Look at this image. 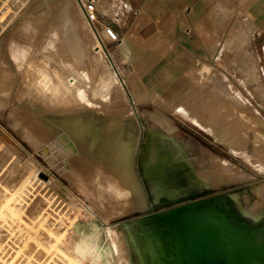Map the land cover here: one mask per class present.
<instances>
[{"label": "rangeland", "instance_id": "374dc122", "mask_svg": "<svg viewBox=\"0 0 264 264\" xmlns=\"http://www.w3.org/2000/svg\"><path fill=\"white\" fill-rule=\"evenodd\" d=\"M59 1L60 0H0V17L3 18L4 22H6L0 31V38H5L6 35L9 36V34H11L9 36V41L1 44L2 40H0V179L5 177L9 164H16L17 171L21 167L22 170H20L25 171V169L30 167V163L35 171L36 179L34 178V187L32 186V195L35 202L32 208L29 209L28 213L32 211L34 212L33 209H38L39 206V216L45 217L47 213L52 212L56 214L54 222H60L65 226L69 225V219L66 218L68 217L66 215H69L70 213L71 215H75L76 210L70 209V205H67L68 203L64 200V194H66L67 197L70 195L72 198L78 201L79 204H84L91 208L94 213V216H92L90 215L89 211H82L78 218L79 223H81L80 226H83L81 229H79L83 231L81 235L83 240V250L79 252L80 254L73 249V247H75L77 244L78 238L77 236H71V233H67L65 235L67 240L59 242L58 247L63 249L81 264H109L104 256L106 254L113 255V263L110 264H119L120 255L114 251L113 246L109 241L107 224L114 225L116 227H123L128 222V220H135L146 213L164 211L171 207H175L195 199H201L230 191L231 192L229 194L234 196L233 200H237V198H235L237 196L239 198L241 197L245 198V200H249H247V205H245L246 208L249 207L247 208L249 211H254L256 209L259 210L261 208L260 210L262 212H260L264 214V192L261 193L257 189V185L258 187L264 186V168L259 167L260 169H258L254 165H251L245 160L244 155V152L246 150L250 151L253 145L251 142L253 136L251 135L254 134V136H256L258 144H264V121L261 120L264 118V104H261L258 99H256V94H254L252 90L250 91L249 86L245 83V81H250L251 76V69L249 66H244L247 63V59L245 57L243 60L238 59V55L236 53L237 46L238 49L242 47L245 34H248V31L250 30L251 23L249 22L250 20L247 19V14L251 12L257 5H264V0H251L252 5H250V0H207V22L217 30L207 33L205 41H202V44H204L203 51L195 63H191L192 57L190 55H186L184 58V62L186 64L184 65V70L189 73L195 84V90L192 92V94L190 93L191 87L189 81L184 76L177 75L175 77L173 74H170L169 76L171 79H169L167 89L161 94L158 92L154 93L153 104H143L142 101L145 100L144 92L136 81V75L134 74L132 67L120 62L121 59L118 58L116 55L117 53H115L117 48L116 42H105L110 50L104 47L105 52L102 53V57L96 64V68H89L90 71H88L87 79L85 78L82 83L80 82V84L87 89V99L93 104L84 106L83 100L81 99L80 105L71 106V113L73 116L76 118L78 116H81L82 118L84 117L83 119L77 118L79 121L77 123L75 122L74 125L78 130H81L83 136L90 134L86 138L87 141L93 136L91 133L95 132L96 130H101L102 124L103 127H106L110 124L111 128L117 129V132L120 130V133L118 132L117 135H114V139H112L113 142L116 140L114 143L111 141L112 143L110 142L109 144H106L107 146L103 144L97 145V150L100 151V148H103V151H101L100 155L96 151V148L92 153H88L86 150V144H88L86 140L84 141L86 143H83L82 140L75 136H73L71 139L73 142V148L67 154L65 152H57V149L66 144L64 139L68 131H66L65 126L70 124L66 121H63L65 125L61 123L62 116L60 117V115L63 114L59 109L55 108V102L47 105L38 103L37 105L31 103L36 101L35 97L31 94L26 93L23 94L22 97H19L18 95V93L25 92L22 86L28 77L31 76V73L26 74L24 71H17L15 69L16 65L14 63V57L12 53L17 47L21 45V42L25 43L26 45L30 40L34 41L35 43H39L46 35L49 36L51 34L50 32H55L61 36V40L57 41L58 47L56 46L54 51L52 49L50 50L51 54L49 53L50 51L47 52L48 54L40 52L36 53L34 52L35 48L33 47V49L30 50L31 53L28 52L25 54V59L28 62L35 58L34 60H36L35 62L37 64L33 60L31 61L33 65L44 64V68H47L45 72L49 70L46 72V74L49 73L46 78L48 87L46 90H44L46 93L53 92L54 87L58 83L57 81H59L58 72H68V68L65 67L66 65L62 62L65 57H56V55L58 56L60 52H62L60 53L61 55L66 56L67 62L71 63L74 68L78 69V72L80 70L79 67L81 66H86L87 69L88 66L91 67V64L86 61V48L78 40L75 31L72 30L71 27H68V25H62L61 27H58V20L64 15ZM112 5L113 3L110 0H101L99 6L96 8L97 20L99 15L108 14ZM20 14L25 16H35L37 18L31 21V24L34 25L36 31H34L33 36L30 39L26 38L28 37L26 31L22 33H11L12 24H18L22 20V16ZM79 14V17L83 20L81 11H79ZM5 25L7 28L4 27ZM251 47H254L255 49L256 53H254V55L257 56V65H259V70L261 69L260 72L262 75H264V24H261L254 32V43ZM240 50L244 49L241 48ZM220 54L222 56H219ZM36 57L41 58L42 60L44 59L43 61L46 60L47 62L42 61V63H39L41 60L37 59ZM59 58L62 60L60 61ZM106 60L110 62L108 67L102 66ZM58 61L60 64L63 63L65 66L62 67L63 65H60ZM31 63L29 62V64L33 66ZM197 64L204 67L203 72L200 70L196 71ZM151 65L152 61L149 62V64L140 63L141 72L147 68H150ZM240 65L244 68H242ZM193 66H195V69ZM208 68H210L209 71H207ZM239 68H241V70ZM52 69H54V71ZM153 71L154 70L152 69L150 73ZM245 72L246 76H244ZM119 75L124 79L126 87L132 94L133 98H131V96L126 92L125 87L121 83ZM101 76H106L108 78L105 88L100 82ZM244 78H248L249 80ZM110 86L112 88L113 86H119L121 89H114V91L111 92ZM235 91L239 92L242 98H244L255 110L252 113L247 109L245 110L247 113L242 112L247 116V118H243L245 120H239L240 125L238 128H236L237 126H234V122L236 120L233 122L234 118L232 120L228 118V116L230 117V114L233 113L232 111L234 110V103L229 101L227 98H230V96ZM177 93H179V96L176 97L177 99L174 101L171 97ZM189 96H191L190 102L197 105L199 103L198 106L196 105L198 108L196 111L198 112H195V114L198 113V115H195L194 113L193 114L195 116H199L198 119L203 126L206 123L204 127L207 125H213L212 127H214V129L216 128L218 132L221 131L220 133H222V130L229 131L231 134H234L233 131H242V133H238L239 135L236 134L235 136H231L235 138L234 140H237L240 143L239 144L237 142L235 145L237 148H240L239 152L230 150V148L225 145V143L223 144L218 140L217 137L209 133L210 131L208 132L203 127H199L197 123H193L189 119L184 118L176 110L175 104L178 102L184 103ZM131 99L134 101V104L132 103ZM223 101L226 102L224 109L222 108ZM162 102L165 103V106L161 104ZM94 103L97 104L94 106ZM40 106L42 108L41 110ZM47 107H51L52 110ZM131 107L133 109H131ZM235 107H238L239 110V106L237 104ZM143 108L155 110L166 120L167 124L160 122L157 123V127L160 130L166 131L172 138H178L186 143H189L187 153L189 162L194 167V169H196L195 172H200L199 174L206 177L208 175V179L211 178L209 179L210 184L208 188L197 192L194 191L193 194H189L188 196L180 195L178 197H172L173 199L161 197L157 203L153 201V196L150 193V184L146 180L147 178L139 166V144H141V140L139 141L137 139V141H135L134 138L127 135V133H124L126 131L128 122L124 115L131 110H143ZM230 109L231 111H229ZM206 119H208V121ZM139 120L144 125L146 124V121L147 123L149 122L141 116H139ZM211 120L213 121L210 124ZM168 122H171L177 126L172 127ZM215 124L218 127H216ZM236 124L238 125V123ZM226 125L229 126L224 128ZM111 138H113V136ZM118 139H120L121 142ZM128 141L131 143V145ZM124 142L126 144H123ZM120 143L123 144L124 147H121L119 145ZM127 144H129V146ZM125 145H127V147ZM130 146L133 147V149H130ZM247 146H250L249 149ZM125 147L128 150H125ZM122 149L124 151H122ZM241 149H244L245 151L243 150L242 152ZM125 151H127L128 154ZM122 152H125L126 156ZM212 152L219 155L221 159L227 161L229 166H232L231 168L233 169H230L229 166L228 168L231 171L233 170V172L231 173L228 168L225 169L221 166L223 169L222 173L220 171V163L216 166V169L214 168L215 170H210L206 165H203L201 161L209 160V155L211 157ZM261 155L264 156V154ZM115 156L116 158L118 156L119 159H116ZM65 157L69 161H66ZM100 164H103V168L100 167ZM35 166L37 167L35 168ZM85 166H88L89 170L91 171L93 179L90 181V184L93 182V185H97V183L100 184L102 180L101 178L109 176L112 173L117 175V172L120 173L121 171L122 174H124L125 172L122 171V169H125L127 176L133 178H130L133 181L132 182L130 180V184L132 183L134 185V190L136 189L134 192L135 194L133 193L134 195H131L133 198L130 197V195L126 197V200H129V202L131 201L132 203H130L132 206L134 205L132 209L125 211L127 208L125 207V209L122 206L125 205V202L123 203V201L126 200L121 202V199L116 198L113 196V192H110V196L112 198L109 196L108 198L110 201L105 203H111L112 205L115 204L113 209H118L119 212H125H123L121 215H115L111 218H107V215L103 209L104 207L101 205L104 204V202L97 204L93 192L91 190L85 191L78 182L82 172L81 170H83ZM117 168L122 169L116 171ZM205 170H207V173H205ZM103 171L105 172L103 173ZM219 171L221 173H219ZM239 173L242 175L244 174L245 176H239ZM219 174H223L225 176L224 177L221 175L224 177V180ZM232 175L235 178L238 176L242 179H237V177L235 180H232ZM219 178L220 182L216 181L215 183V180H218ZM95 181L96 183H94ZM107 184L102 183L100 184V187L104 185L105 187L109 188L111 184ZM132 184L131 186L133 187ZM1 186L4 187L7 186V184L5 183ZM243 193L245 195H243ZM108 198H105V200H108ZM119 203L122 206H118ZM120 207L122 210H120ZM67 212L69 213L66 214ZM1 216L2 215L0 214V234L3 233L1 227L4 225V222L1 221ZM23 219L24 222L20 223V232L22 234L25 221L30 222L31 220L30 214L25 215ZM6 238H0V241L5 242ZM7 240L8 239H6V241ZM50 256L54 262L59 264H71L64 258V254L59 251H53ZM114 256L115 260H113ZM13 261L14 263H12ZM13 261H9L11 262L10 264H44L45 259L38 261L37 255L34 253H29V250L26 248L23 253L16 256Z\"/></svg>", "mask_w": 264, "mask_h": 264}, {"label": "bare ground", "instance_id": "6f19581e", "mask_svg": "<svg viewBox=\"0 0 264 264\" xmlns=\"http://www.w3.org/2000/svg\"><path fill=\"white\" fill-rule=\"evenodd\" d=\"M100 1L101 0H95L96 8L99 6ZM59 4L61 5V9L63 10L64 15L61 18H59L58 27H61L62 25H65V26L68 25V27H71V29L75 31V33L77 34L78 40L86 48V51H87L86 61L91 64V67L88 66V69H87L86 66H84V67L81 66V67H79L80 70L78 72V69L74 68V66L71 65V63L67 62L66 56L61 55L60 53H62V52H60L58 56L56 55V57H60V56L65 57V59H63V60L61 59V60L66 66L63 63L60 64L59 61H58V63L60 65H63L62 67H64V66L67 67L68 72H63V71L58 72L59 74L58 73L57 74H58L59 81L56 80L58 83L54 87L53 92L52 93H46V92H44V90H46V88L48 87L46 78L49 74V73L46 74V72H48L49 70L45 72V70L47 68H44V64H38V65L34 64L33 65L31 63V61H33L35 58L33 60L29 61L33 65V66H31L29 64V62L25 59V54L30 52V50H32L33 48H35L34 52H36V53L40 52V53L48 54L47 52H49L51 49L54 51V49L57 46V41L61 40V36H59L55 32H50L51 34L49 36L46 35L42 39V41L39 43H35L34 41L30 40V41H28V44L26 45L25 43L21 42V45L19 47H17L15 49V51L12 53V55L14 57V63L16 65L15 69L17 71H24L26 74L31 73V76L28 77V79L24 82V84L22 86V88H24L25 92L18 93V95H19V97L20 96L22 97L23 94H26V93L31 94L36 99L35 102H31V103H34L37 105H38V103L47 105V104L55 102L54 103V104H56L55 108L59 109L61 111V113L63 114V115H60V117L62 116L61 123L63 125H65L63 123V121H66L70 124V125L65 126L66 131H68V133L66 134L65 139H64L66 141V144L63 145L61 148L57 149V152H65L67 154L73 148V142L71 139L73 138V136H75L78 139L82 140L83 143L87 142L88 144H86V150L88 153H92L93 150L97 147V145L103 144V145L107 146L106 144H109L112 141V139H114V135H117L118 132L120 133V130L117 132V129L111 128L110 124L107 125L106 127H103V124H102L101 130L100 131L96 130L95 132L91 133L93 136L91 138H89V140L87 141L86 138L90 134L83 136L81 130H78L76 128V126L74 125L75 122L77 123L79 121L78 119H83L84 117L82 118L81 116H78L77 117L78 119H77L75 116H73V114L71 113V111H72L71 106L80 105L81 99L83 100L84 106H86V105L88 106V105L93 104L91 101H89L87 99V97H88L87 89L84 86H82L80 84V82L82 83V81H84L85 78L87 79L88 71H90L89 68L90 69L92 67L94 69L96 68V64L99 62V59L102 57V53L105 52L104 47H106L110 50V48L105 43L106 40H108V37L106 35L105 29H103V27H101V29L99 30L101 37L103 39V42H101V40L98 37V34L96 33V30L93 28L92 24H90V22H88L84 12L82 11V8L79 5L78 0H60ZM250 5H252L251 0H250ZM262 6H264V5H262ZM262 6L257 5L251 12H249L247 14V19L250 20L249 22L251 23L250 30L248 31L249 32L248 34H245V39H244V43L242 44V47H240L238 49V46H237L236 53L238 55L237 56L238 59L243 60L244 57L247 59V63L245 61L246 65H244V66L245 67L249 66V68L251 69V73H250L251 76H250V81H245V83L249 86L250 91L252 90L253 93L256 94V99H258V101L261 104H264V80H262V79H264V77H262L264 75H262V73L260 72L261 69L259 70V67H258L259 65H257V61H258L257 56L254 55V53H256L255 49H254V47H251V46H253V43H254V32L256 31V29L261 24H264V7H262ZM245 8H247V7H245ZM78 10L81 11L82 16H83V20H82V18L79 17L80 14H79ZM20 15L22 16V18H21L22 20L18 24L17 23L12 24L11 33H22V32L26 31L27 36H28L26 38L30 39L33 36L34 31H36L34 28V25L31 24V21L34 19H37V18L35 16H30V15H27V16H25L23 14H20ZM84 20H85V22H84ZM4 23L6 24V22L3 21V18L0 17V31L3 28ZM4 27L7 28L6 25ZM238 28H239V26H238ZM244 29H246V28H244ZM245 31H247V30H245ZM233 34H234V32H233ZM10 35L11 34H9V36ZM9 36L6 35L5 38H2V39L0 38V40H2L1 44L5 43L6 41H9V39H10ZM232 36H234V35H232ZM227 42H229V41H227ZM241 48L244 50H240ZM56 52H54V53H56ZM49 53L51 54V51ZM236 53H235V55H236ZM39 56H42V55H39ZM219 56H222V55L220 54ZM26 57H28V56H26ZM224 57H226V56H224ZM37 59L41 60V62H39V63H42V61L44 60V59L42 60L41 58H37ZM59 60H60V58H59ZM35 61L36 60H34V62ZM43 62H47V61L45 60ZM52 63H53V61H52ZM238 63H240V62H238ZM109 64H110V62H108L106 60V62H104L102 64V66L108 67ZM193 67L195 69V66H193ZM203 68L204 67H202V65L197 64L196 71L200 70L203 72ZM242 68H244V67H242ZM239 69L241 70V68H239ZM52 70L54 71V69H52ZM209 70H210V68H208L207 71H209ZM57 71H58V69H57ZM192 71H194V70H192ZM244 76H246V72H245ZM248 78H244V79L249 80ZM100 82L103 84V87L105 88V86L108 82V78L106 76H101ZM119 88H120L119 86H116V87L113 86V88L111 87L110 89L112 92V91H114V89L117 90ZM120 98H122V97H120ZM196 99H198V98H196ZM219 99H221V98H219ZM227 99L229 101H231L232 103H234V106L231 103V105L234 107V110L231 108L233 110L232 111L233 113H231L230 117L228 116V118L230 120H232L234 118L233 122H234V120L237 121V122L236 121L234 122V126H237L236 128H238V126L240 125L239 120H245L247 118V116L245 114H243V113H247V112H245V110L247 109L251 113L254 112L255 110L252 106H250V104L244 98H242L241 94L237 91L233 92V94L230 96V98L228 97ZM224 101L222 102L223 104L221 103L223 106L222 107L223 109L226 106L225 105L226 102H224ZM96 104L97 103H94V106ZM228 104H229V102H228ZM236 104L239 106V110H238V107L237 108L235 107ZM185 105H187V104L185 103ZM194 105H196V104H194ZM198 105H199V103H198ZM189 106H191V105H189ZM47 108L52 110L51 107H47ZM187 108L185 109L184 107H180L178 109V111L180 112V114L184 118L189 119L193 123H197L199 125V127H203L208 132L210 131L209 133H211L215 137H217L218 140L220 142H222L223 144L225 143V145H227L230 148V150L239 152L240 148H237V146H235L238 141L234 140L235 138H233L231 136H233V135L235 136L239 132L242 133L241 130L237 129L238 131H233L234 134H231V132L223 131V130H222V133H220L221 131L218 132L216 130V128L214 129V127H212L213 125L212 126L207 125L208 127L207 126L204 127L206 125V123L205 124L203 123L204 124V126H203L202 123L200 122V120L198 119L199 116L196 118V117L189 115V113H191L192 111L190 112V110H188L189 111V113H188ZM193 108H195V107H193ZM204 108H205V106H204ZM41 109L42 108L40 106V110ZM131 109H133V108L131 107ZM231 109L229 111H231ZM195 110H196V108H195ZM194 114H195V112H194ZM194 114H192V115H194ZM195 115H198V113ZM139 116L143 117L145 120H148L149 122L147 123V121H146V124L144 125L143 123L140 122ZM124 117H126L127 121H128L127 126H126V131L124 133L125 134L127 133V135L134 138L135 141H137V139L139 141L141 140V142H140L141 144H139L140 145L139 166L143 170V173L145 174V176L147 178V179L146 178L145 179L150 184V189H151L150 193L152 194L153 199H154L153 201L155 203H157V201H159L161 199V197L172 198V197H178L180 195L188 196L189 194H193L194 191L197 192V191L204 190L205 188H208V186L210 184L209 179H211V178L208 179V175L206 177L204 175L199 174L200 172L199 173L195 172L196 169H194V167L189 162L188 155H187L189 143L188 142L186 143L183 140L178 139V138L177 139L172 138L166 131L160 130L157 127L158 122L166 123V120L159 113H157L155 110H150V109L135 110V111L131 110L127 114H125ZM256 117H258V116H256ZM213 118H214V116H213ZM243 118H245V119H243ZM208 119H206V120L208 121ZM261 120L264 121V118H262ZM212 121L213 120H211L210 124L212 123ZM168 123L172 127L177 126V125L175 126L171 122H168ZM214 123H216V122H214ZM236 123H238V125ZM227 124H229V123H227ZM215 126L218 127L216 124H215ZM228 126L229 125H226V126H224V128L228 127ZM118 129H120V128H118ZM96 133H97V135H96ZM112 136H113V138H111ZM251 136H253V138L251 140V142L253 144L251 147V150L247 151L245 148V150H246L245 151L243 149L245 151L244 152L245 153L244 154L245 160L247 162H249L251 165H254L255 167H257L258 169L264 168V156L261 155V154H264V144H262V145L260 143L258 144V140H257L256 136H254V134ZM108 137H109V139H108ZM85 140H86V142H84ZM118 140L120 141V139H118ZM123 144H126V143L124 142ZM123 144L120 143L119 145L122 147ZM241 144H242V142H241ZM127 145L129 146V144H127ZM127 145H125V146L127 147ZM130 145H131V143H130ZM126 147H125V150L127 149ZM249 147L247 146L248 149H249ZM54 148H57V147H54ZM123 149H122V151H124ZM130 149H133V147H131ZM208 150H209V148H208ZM243 150H242V152H243ZM96 151L100 155L101 151H103V148L101 147L100 151L97 150V148H96ZM125 152L127 153V151H125ZM125 152L124 153L122 152V153L125 154ZM120 153H121V151H120ZM236 154H237V152H236ZM117 155H119V154H117ZM125 156H126V154H125ZM115 158H116V156H115ZM117 158L119 159L118 156H117ZM67 160L68 159L66 158V161ZM201 162L203 163V165H206L210 170H213L214 168L216 169V166L220 163L221 170H220V168H219V170L221 172L223 171L222 167L226 169L229 166L227 161L221 159L219 157V155H217L214 152L211 153V157L209 155V160H207V161L202 160ZM26 165H27V163H26ZM29 166L30 167L28 169H25V171H21L22 167L20 166L21 168H19V170L17 171L16 170V164H9L7 167L8 170H7L5 177H3V179H0V214L2 215L1 221L4 222L3 227H1V230L3 231V233L0 234V238L4 239L7 237L6 239H8L7 241L5 239V242L0 241V264H10L11 262H9V261H13V259L16 256L21 255L26 248L29 250V253H34L35 255H37L38 261L39 260L42 261L45 259L44 264H59L57 262H54L50 256L51 253L55 250L63 253L65 256L64 258L67 261H69L71 264H81L80 262L75 260L72 256H70L68 253H66L63 249L59 248L58 243L61 241H66L67 238H65L66 237L65 235L67 233H71V236H77V238H78L77 244L75 245V247H73V249L75 251H77L78 253L80 251H82L83 250L82 249V246H83L82 241L83 240H82L81 235H82L83 231H81L79 229H81L83 226H80L81 223H79L78 218H79L80 213L82 211H89L90 215L94 216L93 211L91 210V208L87 207L86 205L79 204L78 201H76L70 195H68V197H67L66 194H64V200L68 203L67 205H70L71 210L72 209L76 210L75 215H71V213L69 215H66V216H68L66 218L69 219V225L65 226V225H62V223H60V222H58V223L54 222V219L56 218V214H54L52 212L47 213L45 217L39 216V206H38V209L37 208L33 209L34 210V212L32 211L33 213L32 212L28 213L29 209L32 208V206L34 205V202H35L33 199V195H32V193H33L32 188L34 187L33 186V182H34L33 180L36 177L33 166L30 163H29ZM36 167L37 166H35V168ZM100 167L103 168V164H100ZM229 167H230V169H233V168H231L232 166H229ZM119 169H122V168H119ZM119 169L117 168L116 171H118ZM209 169H208V172H209ZM234 169H236V168H234ZM229 170H226V171H229ZM81 171L82 172H81L80 178L78 179V182L80 183L82 189H84L85 191L91 190L93 192L97 204L104 202V204H101V205H103V207H104L103 209H104L105 214L107 215V218H109V217L111 218L112 216H115V215H117V216L121 215L123 212L132 209V207L134 205L132 206V204H131L132 202L130 201L131 202L130 203L129 200H126L127 199L126 197L128 195H130V197H132L131 195L135 192L136 189L134 190V185L132 183L131 184L133 185V187L131 186V184H130L131 179L130 178H132V177L127 176L125 169H122V171L125 172L124 174H122L121 171H120V173L117 172V175L115 173L111 172L112 173V174L110 173L111 175L106 176L104 178H101L102 183H104V184L108 183L107 185L111 184L110 185L111 189H110V187L108 188V187H105L104 185L102 187H100V184H102L101 182H100V184L97 183L98 186L93 185V182H92V184H90L91 183L90 181L93 179L92 178L93 176L91 175V171L89 170L88 166H85L83 168V170H81ZM205 171H206L205 173H207V170H205ZM220 171H219V173H221ZM235 171H237V170H235ZM104 172L105 171H103V173ZM113 172H115V171H113ZM232 172H233V170L231 171V173ZM212 173H213V171H212ZM228 173H230V172H228ZM221 175H223V174H221ZM241 175L242 174H240L239 176H241ZM215 176H217V175H215ZM223 176H221V177H223ZM242 176H245V175L243 174ZM224 177H223V180H224ZM233 177H232V180H235L238 176L236 178L234 177V179H233ZM239 178L242 179L241 177H238L237 179H239ZM96 181L94 183H96ZM216 181L220 182V178L218 180H215V183H216ZM5 183L7 184V186L2 187L1 185H4ZM257 189L261 193L264 192V186L258 187V185H257ZM253 190H255V189H253ZM255 191H257V190H255ZM110 192H113L112 194L116 198L121 199V202L123 200H126V201H123V203L125 202L124 206L120 205V203L118 206H122L124 208L126 207L127 210L119 212L118 209H113L115 207L114 206L115 204L112 205L111 203H105V202L110 201V199L108 198L111 195ZM243 195H245V194L243 193ZM227 197L229 199L226 197L223 199L225 205L228 208H231L234 214L239 215L240 218L247 219L250 222V223H248V225L251 228H253L252 235L254 236V238L257 241L255 243L257 245L264 246V214L261 213L262 212L260 210L261 208L259 210L256 209L254 211H249L247 209L249 207H247V208L245 207V205H247V200H248L247 198H246L247 200H245V198H241V197L239 198L237 196V197H235V198H237V200L236 199L233 200L234 196L232 194H229ZM105 198H108V200L107 199L105 200ZM235 200H236V202H235ZM35 206H36V204H35ZM118 206H116V207H118ZM124 208H123V210H124ZM120 210H122V208ZM68 213L69 212H67L66 214H68ZM27 214L28 215L30 214L31 220H30V222L25 221V225L23 227V234H22L20 232V230H21L20 223L24 222L23 218ZM93 219H94V217H93ZM107 228H108L107 231H108L109 241H110L111 245L113 246L114 251L118 255H120L119 264H161V253L159 251L158 239H156V237H154V236H149V234L147 233L148 230H146L147 229L146 225L145 226L140 225V226H137V228H130V229H128V231L125 229V226L116 227L114 225L107 224ZM14 261L12 263H14ZM16 261H17V259H16Z\"/></svg>", "mask_w": 264, "mask_h": 264}, {"label": "crops", "instance_id": "0c3cea01", "mask_svg": "<svg viewBox=\"0 0 264 264\" xmlns=\"http://www.w3.org/2000/svg\"><path fill=\"white\" fill-rule=\"evenodd\" d=\"M110 1L113 3L111 10L106 15H99L97 27L109 26L118 35L115 53L122 64L132 67L144 92L143 104H153L154 93L161 94L167 89L170 74L184 76L189 81L192 94L195 84L184 70V58L190 55L191 63H195L201 56L202 41H205L207 33L217 30L207 22V0ZM151 61V67L141 72L140 63L149 64ZM152 69L154 71L150 73ZM177 94L172 95L173 100L177 99ZM190 98L184 103L177 101L176 110L188 107L189 113L188 110L198 109L197 104L189 101ZM161 104L165 106V103ZM191 113L189 115L198 117ZM104 256L109 264L113 263V255Z\"/></svg>", "mask_w": 264, "mask_h": 264}, {"label": "water", "instance_id": "95a60500", "mask_svg": "<svg viewBox=\"0 0 264 264\" xmlns=\"http://www.w3.org/2000/svg\"><path fill=\"white\" fill-rule=\"evenodd\" d=\"M230 192L146 213L125 229L146 225L158 239L161 264H264V246L255 243L250 222L224 203Z\"/></svg>", "mask_w": 264, "mask_h": 264}, {"label": "built area", "instance_id": "2783aa9c", "mask_svg": "<svg viewBox=\"0 0 264 264\" xmlns=\"http://www.w3.org/2000/svg\"><path fill=\"white\" fill-rule=\"evenodd\" d=\"M80 7L82 8V11L84 12L88 22H90V24H92L93 28L96 30V33L98 34L99 39L101 40V42H103V39L101 37V34L99 32V30L101 29V27H97V11H96V6H95V0H78ZM106 35L108 37V40H106V42H116L118 43L119 38L118 35L113 31V29L109 26H104ZM120 76V75H119ZM121 80V83L123 84V86L126 89V92L132 97V94L130 93V91L128 90V88L126 87V84L124 82V79L122 78V76L119 77ZM132 103L134 104V101L131 99Z\"/></svg>", "mask_w": 264, "mask_h": 264}]
</instances>
